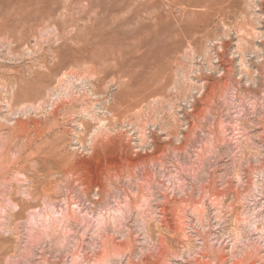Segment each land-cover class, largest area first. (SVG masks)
Segmentation results:
<instances>
[{
	"label": "rangeland",
	"instance_id": "obj_1",
	"mask_svg": "<svg viewBox=\"0 0 264 264\" xmlns=\"http://www.w3.org/2000/svg\"><path fill=\"white\" fill-rule=\"evenodd\" d=\"M0 264H264V0H0Z\"/></svg>",
	"mask_w": 264,
	"mask_h": 264
}]
</instances>
